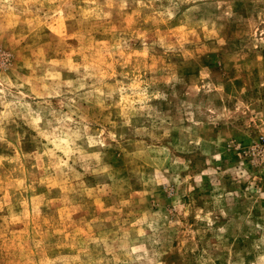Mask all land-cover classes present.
Masks as SVG:
<instances>
[{"label":"rangeland","instance_id":"rangeland-1","mask_svg":"<svg viewBox=\"0 0 264 264\" xmlns=\"http://www.w3.org/2000/svg\"><path fill=\"white\" fill-rule=\"evenodd\" d=\"M0 264H264V0H0Z\"/></svg>","mask_w":264,"mask_h":264}]
</instances>
